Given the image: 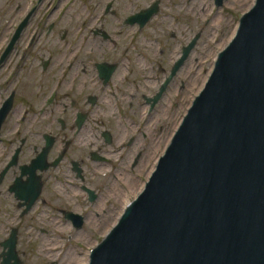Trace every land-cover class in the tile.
Here are the masks:
<instances>
[{"label": "flooded vegetation", "instance_id": "obj_1", "mask_svg": "<svg viewBox=\"0 0 264 264\" xmlns=\"http://www.w3.org/2000/svg\"><path fill=\"white\" fill-rule=\"evenodd\" d=\"M254 2L84 0L66 25H37L0 65V264L120 223Z\"/></svg>", "mask_w": 264, "mask_h": 264}, {"label": "water", "instance_id": "obj_2", "mask_svg": "<svg viewBox=\"0 0 264 264\" xmlns=\"http://www.w3.org/2000/svg\"><path fill=\"white\" fill-rule=\"evenodd\" d=\"M86 264H264V0L241 18L153 175Z\"/></svg>", "mask_w": 264, "mask_h": 264}, {"label": "rangeland", "instance_id": "obj_3", "mask_svg": "<svg viewBox=\"0 0 264 264\" xmlns=\"http://www.w3.org/2000/svg\"><path fill=\"white\" fill-rule=\"evenodd\" d=\"M83 2L84 0H42L38 5L39 0H0V49L6 45L8 40L10 42L19 24L28 13L38 5L30 16L28 24L21 32L23 37L21 39L19 37L17 40V42H19L21 54H12L9 59H5V61L12 60L9 62L11 65L18 63L21 57H23L22 53L26 44L29 42L30 38L37 33V25H50L52 22H55L56 25H66L68 18L70 19L72 15H76L75 12L73 13L75 9L78 10L76 13L82 10ZM61 19L62 21H60ZM34 47L37 48V44ZM34 52H37V49H35ZM8 65L10 64L7 63L4 67H0V85L4 83V79L6 78L4 74L10 73L9 69L11 65L7 68ZM212 68L213 66L211 65L201 66V88L204 86ZM197 89V83L187 81L186 105L189 103L193 91H197ZM173 113H171V116H174ZM175 114L177 115V113ZM178 126L179 123L175 124L174 122V124H172L171 120L170 139ZM111 228L112 226L105 227L104 236H106ZM85 229L90 234V237H81L80 239H73L71 241L61 239L48 241L45 240V238H37V264H52L53 262L57 264H67L66 259L69 255L72 256V259L73 255L77 258L68 262V264H86L89 260L91 249L102 240L104 233L101 232L102 234H98L91 226H85Z\"/></svg>", "mask_w": 264, "mask_h": 264}, {"label": "bare ground", "instance_id": "obj_4", "mask_svg": "<svg viewBox=\"0 0 264 264\" xmlns=\"http://www.w3.org/2000/svg\"><path fill=\"white\" fill-rule=\"evenodd\" d=\"M92 250V249H91ZM91 252V251H90ZM71 253V252H70ZM88 257V256H87ZM77 257H75L74 255H73V259H76ZM72 256L71 255H69V257L67 258V262H71L72 260ZM87 261V260H86ZM85 261V262H86Z\"/></svg>", "mask_w": 264, "mask_h": 264}]
</instances>
